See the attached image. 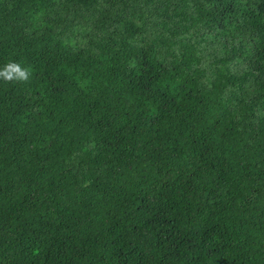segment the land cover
<instances>
[{
    "label": "trees",
    "instance_id": "1",
    "mask_svg": "<svg viewBox=\"0 0 264 264\" xmlns=\"http://www.w3.org/2000/svg\"><path fill=\"white\" fill-rule=\"evenodd\" d=\"M0 264H264V0H0Z\"/></svg>",
    "mask_w": 264,
    "mask_h": 264
},
{
    "label": "clouds",
    "instance_id": "2",
    "mask_svg": "<svg viewBox=\"0 0 264 264\" xmlns=\"http://www.w3.org/2000/svg\"><path fill=\"white\" fill-rule=\"evenodd\" d=\"M30 76V70L19 63H8L0 68V80L5 82H27Z\"/></svg>",
    "mask_w": 264,
    "mask_h": 264
}]
</instances>
